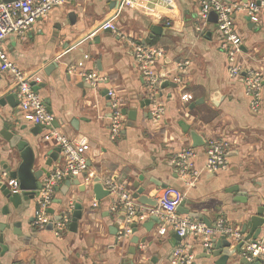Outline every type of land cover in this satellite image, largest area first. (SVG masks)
Returning <instances> with one entry per match:
<instances>
[{"label": "crops", "instance_id": "1", "mask_svg": "<svg viewBox=\"0 0 264 264\" xmlns=\"http://www.w3.org/2000/svg\"><path fill=\"white\" fill-rule=\"evenodd\" d=\"M171 1L167 5L141 0L120 9V0H75L55 7L32 31L4 41L9 60L21 71L39 76L36 92L55 117L54 130L70 138H86L91 149L88 171L76 179L79 186L73 184L64 195L61 183L54 192L50 209L54 218L71 203L83 207L78 226L71 228V215L68 229L59 237L52 228L35 226L37 196L22 198L15 207L0 191V236L7 249L0 255V264H173L181 238L171 229L160 236V223L140 222L132 236L119 239L124 211L115 209L117 198L103 184L108 179L125 184L133 193L138 181L154 199L166 188H176L185 195L186 209L211 224L222 218L242 231L246 226V237L251 218L264 213V81L262 105L254 113L244 79L229 75L230 52L222 48L224 39L215 17L199 32L196 0ZM250 1L257 0H227L230 4ZM107 21L126 38L104 31L101 26ZM233 21L241 41L239 65L244 71L255 69L264 75V15L254 24L244 11H235ZM127 38L166 51L157 65L162 74H169L160 85L165 107L160 120L152 116L147 87ZM79 63L105 81L93 88L71 76L68 69ZM183 63L187 65L180 71L178 65ZM109 89L119 93L125 112L116 140L110 134ZM8 96L13 100L7 101ZM1 101L5 105H0V176L10 182L2 162L18 158L15 169L22 162L18 150L4 137L9 133L21 135L39 159L44 158L36 170L45 167L49 174L61 170L65 159L55 152L57 144L45 139L49 130L35 125L32 115L22 110L14 78L0 70ZM214 139L228 144V168L210 173L206 170L207 142ZM187 148L196 150L195 170L200 174L191 188L174 164L177 154ZM49 160L51 164L44 165ZM45 179L44 175L41 181ZM98 182L103 184L101 194L93 191V183ZM135 237L138 244L133 243ZM259 238L264 239V226ZM194 245L197 264L218 261L198 243Z\"/></svg>", "mask_w": 264, "mask_h": 264}, {"label": "built area", "instance_id": "2", "mask_svg": "<svg viewBox=\"0 0 264 264\" xmlns=\"http://www.w3.org/2000/svg\"><path fill=\"white\" fill-rule=\"evenodd\" d=\"M75 0H18L8 2L0 0V70L9 73L15 82V93L22 110L32 115L35 125L42 126L49 130L45 139L54 141L61 149V154L65 159V166L61 170L55 171L51 176L43 181L42 189L37 195V210L35 212V226L44 230L52 226L54 233L59 237L69 226L71 215L74 210V203H71L66 211L56 220L50 213L53 204L55 190L65 179L70 176L78 177L88 171L89 163L87 155L91 145L84 137L70 138L54 130L55 117L47 111L46 105L40 95L35 91L33 83L40 82L37 74H27L21 71L17 65L11 62L6 54L3 43L11 35H25L32 31L39 20L47 19L50 12L55 7L68 5ZM141 0H120V9L132 7ZM161 3L170 5L171 0H158ZM197 30L203 32L210 21V15L217 16L218 31L224 41L222 48L230 52L229 75L233 78L242 77L246 84L247 95L251 99V110L258 113L262 105L261 90L264 75L255 69L244 71L238 63V56L241 52V41L235 31L233 15L235 11H244L251 22L257 24L264 15V0L250 1L243 4H230L227 0H196ZM101 28L104 31H111L121 39L126 35L119 33L112 21L105 22ZM128 43L133 49V57L136 67L147 87L148 97L152 107V116L155 120L162 119L165 112L164 103L160 98V85L169 74H162L157 65L159 61L166 57V51L161 47L147 45L139 41L131 40ZM88 59V57H86ZM186 63L179 64L181 71ZM71 76H75L83 82L98 88L105 81V78L94 71L85 70V65L79 63L68 69ZM177 83H181V78H175ZM110 101L111 125L110 134L113 140L120 137L125 123L123 113V101L115 89L108 90ZM228 144L221 139L209 140L207 142L206 170L216 173L228 168L227 159ZM196 150L187 148L181 151L174 159L179 176L184 180L187 188H191L198 181L200 174L195 170L194 160ZM103 184L112 195L117 198L115 209L122 208L124 211V222L119 233V239L123 240L133 235V222H144L155 217L160 221L159 235L165 236L171 229L181 242L173 253V264H197L194 253V244L198 243L205 253L212 255L215 244L222 238H227L237 245L244 242L242 256L250 261L260 258L264 262V239L258 238L255 241L245 242L246 235L242 228L237 225H230L226 220L220 218L213 224L207 225L199 219L181 215L178 209L185 200V195L176 188H166L162 195L156 199L158 206L149 207L140 204L133 197V191L125 184L117 182L115 179L103 180ZM9 185L14 193L19 192L16 180H10Z\"/></svg>", "mask_w": 264, "mask_h": 264}, {"label": "water", "instance_id": "3", "mask_svg": "<svg viewBox=\"0 0 264 264\" xmlns=\"http://www.w3.org/2000/svg\"><path fill=\"white\" fill-rule=\"evenodd\" d=\"M8 2L12 1H18V0H7ZM216 19L217 21V16L215 13H212L210 15V20ZM157 30L155 29V32ZM166 83V82H165ZM167 84V83H166ZM169 84V83H168ZM34 89L36 91V85L33 83ZM13 96H8L7 101H12ZM0 105H5L3 101L0 102ZM125 113V112H124ZM56 127L57 125L54 124ZM194 138L197 140V135L195 133L193 134ZM7 141L10 143V147L14 150L17 149L22 162L20 163L19 167L15 169L14 163L18 161V158L15 159L13 156L10 157V161H4L1 164V168L3 169L5 175L7 176L8 179L10 180H16L19 186V192L14 193L11 189V186L9 185V182L3 178V176H0V191L2 195L9 200L15 207H18L21 204L22 198L24 200H31L35 199L37 196L38 192L42 189L43 182L41 181L44 177V175L49 178L51 174L46 172L45 167H40V169L36 170L35 166L38 165L39 160H42L44 158L38 157L36 153L34 152L33 148L31 147L30 143L28 140L24 139L21 135L19 134H11L9 133L8 135L4 136ZM55 152H61V149L57 147L55 149ZM51 159H55L54 153L50 155ZM51 161H45L44 165H50ZM14 168V169H13ZM77 177L75 176H70L65 179L64 184L61 186L60 191L64 193V195H67L71 186L78 185L80 184L79 181L76 180ZM102 183H93V191L97 194H101V188H102ZM134 187V194L133 197L137 199V201L142 204L146 205L149 207H157L158 203L156 199L153 197H150L147 195L146 189L140 186V182L136 181L133 185ZM110 193V191H108ZM96 200H99L97 197ZM186 200H184L179 209L178 212L181 215H186L189 217H192L194 219H202L200 215L197 213H192L189 209H186ZM83 207L81 203H74V210L72 213V224L71 228L74 230L78 226L79 220L82 219L83 216ZM56 220H60L61 217L58 216L55 218ZM207 225H211L210 221L208 219H202ZM151 222L153 223H160L159 219L153 217L150 219ZM139 224L138 219H134L133 222V232L135 233L137 231V225ZM251 224L252 228L250 230L249 235L246 237L245 242L247 241H255L259 238L261 232H262V227L264 226V213H259V216H253L251 218ZM49 229L52 228V226H48ZM247 227L245 226L243 228V232L246 233ZM134 244L139 243V238L135 237L133 239ZM4 244V236H0V255L4 254L7 249L3 246ZM243 246L244 242L239 243L237 246L233 247V244L230 240L227 238H222L220 241H218L215 244V250L213 252V257H218V261L215 264H264V262L260 258H255L253 261L248 260L247 258H244L242 255L243 252ZM221 248H225L226 250L220 251ZM135 254V252H134Z\"/></svg>", "mask_w": 264, "mask_h": 264}]
</instances>
